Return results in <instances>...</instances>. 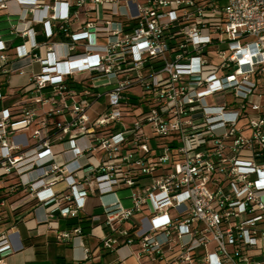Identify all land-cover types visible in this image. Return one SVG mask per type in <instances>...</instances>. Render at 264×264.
Masks as SVG:
<instances>
[{
	"label": "built area",
	"instance_id": "2783aa9c",
	"mask_svg": "<svg viewBox=\"0 0 264 264\" xmlns=\"http://www.w3.org/2000/svg\"><path fill=\"white\" fill-rule=\"evenodd\" d=\"M14 1L30 15L17 33L41 25L61 40L17 48L41 69L19 116L0 111V184L27 191L61 242L83 234L56 221L96 194L91 229L106 233L92 249L81 242L80 264L122 247L134 264H264V0ZM79 74L87 83L68 88ZM55 142L70 159L57 161ZM13 234H0V264Z\"/></svg>",
	"mask_w": 264,
	"mask_h": 264
},
{
	"label": "crops",
	"instance_id": "0c3cea01",
	"mask_svg": "<svg viewBox=\"0 0 264 264\" xmlns=\"http://www.w3.org/2000/svg\"><path fill=\"white\" fill-rule=\"evenodd\" d=\"M4 3V7H0V42L5 46L0 54L6 55L5 61H0V111L3 109H20L32 100L34 94L29 85V77L32 74L40 72V64L31 62L30 57L19 58L16 51L18 47L23 49H31L33 45H42L47 42H59L61 36L58 33L48 35L47 28L41 25H32L25 31V35L17 33L15 26L17 22L21 28L25 21H29L30 15L27 10L22 9L14 0H0ZM24 21L20 18L24 17ZM19 28V29H20ZM31 29L32 31L30 32ZM33 32L35 34L33 35ZM64 47H59L56 52L64 54ZM35 53L39 52L34 49ZM31 65L25 69V73L18 74L12 71L15 68ZM85 76L76 75L74 80L80 81ZM96 110V109H95ZM31 129L27 131L30 134ZM79 146L86 144V139L77 141ZM68 145L53 143L52 150L56 154L57 161H66L71 158V153H62L63 149ZM80 162V161H79ZM81 163H85L81 160ZM14 180H4L0 184V200H5L6 206L0 209L2 218L0 219V234L9 232L13 234L14 251L3 258L4 264H80L84 258V250L81 242L86 247L92 249L98 243L100 235L93 227L91 235L82 238L72 236L67 242L56 240V230L49 228L46 224L40 223L45 216V210L34 206V201L30 200L27 191L20 188L12 190ZM65 183H58L53 187L54 191L64 189ZM69 193V190L65 191ZM122 192V191H120ZM117 195H119V193ZM89 198H96L92 200ZM124 198V197H121ZM78 204L82 205L81 213L87 215H100L102 213L99 206L100 200L96 194L89 195L83 200L75 197ZM124 203V202H123ZM93 205L95 210L90 212ZM80 216V211H79ZM56 229L59 231H70L72 228L68 226L67 219H58L56 221ZM91 227V224H90ZM89 230V232H90ZM104 234L106 230H103ZM132 249L122 247L115 254L101 252L98 258L99 263L108 264L109 262L120 258L123 264H134L137 257L130 255Z\"/></svg>",
	"mask_w": 264,
	"mask_h": 264
},
{
	"label": "rangeland",
	"instance_id": "374dc122",
	"mask_svg": "<svg viewBox=\"0 0 264 264\" xmlns=\"http://www.w3.org/2000/svg\"><path fill=\"white\" fill-rule=\"evenodd\" d=\"M80 20H82V15H80ZM104 43V40L103 39H98L97 40V44H103ZM101 82V80H99L98 81V83H100ZM110 87L108 86V87H101V91L102 92H106L108 89H109ZM133 92L134 93H136V94H138V95H140L141 94V91H140V89H134L133 90ZM229 102V98H226L225 100H214L212 97H208L207 98V102H208V104L209 105H220V104H222L223 102ZM105 102H106V98L103 96L102 98H100L95 104H94V106L92 107L93 109H96V110H98V111H101V109H103V107H104V105H105ZM89 114L93 117V118H95V113L92 111V110H89ZM131 121V119L130 118H127L126 119V122H130ZM148 130H147V136L148 137H150L151 135H152V133L150 132V130H149V128H147ZM154 143H155V140H153V139H150L149 140V144L150 145H154ZM91 161L94 163V164H96L97 163V161H98V157L96 156V157H94V158H91ZM63 183V182H62ZM128 194H129V191L128 190H126V191H122V192H120L119 193V195L121 196V197H126V196H128ZM89 199H92V200H97L96 198H89ZM93 205L94 204H92L91 205V207H90V212H93V211H95V210H98V208H96V209H94L93 208ZM124 205L125 206H128L129 204H128V201H124ZM95 230L96 231H98V234L100 235V236H102L104 233V231L101 229V228H99V226H97V227H95Z\"/></svg>",
	"mask_w": 264,
	"mask_h": 264
},
{
	"label": "trees",
	"instance_id": "16d2710c",
	"mask_svg": "<svg viewBox=\"0 0 264 264\" xmlns=\"http://www.w3.org/2000/svg\"><path fill=\"white\" fill-rule=\"evenodd\" d=\"M87 83V80H84L83 82L80 81H73V80H69L67 82L68 88L74 89L76 91H80V87L83 86L84 84ZM12 116H19L20 114V109L16 108V109H11L9 110ZM90 215L84 214V215H80L77 216L75 218H69L67 219V224L68 226L71 227H80L82 230V234L84 236H89L90 235Z\"/></svg>",
	"mask_w": 264,
	"mask_h": 264
}]
</instances>
